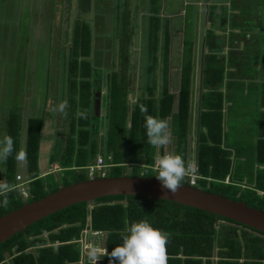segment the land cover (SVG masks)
<instances>
[{
  "label": "trees",
  "instance_id": "trees-1",
  "mask_svg": "<svg viewBox=\"0 0 264 264\" xmlns=\"http://www.w3.org/2000/svg\"><path fill=\"white\" fill-rule=\"evenodd\" d=\"M238 6L240 11L228 13L224 9L218 18L214 15L215 6L209 12L208 26L199 46V95L192 144L195 61L192 37L183 39L178 89L174 91L170 75L173 31L166 24L160 42L159 8L152 11L150 23L153 20L158 23L148 42L150 61L145 73L151 75L145 76L137 93L132 90L126 72L127 44L121 46L126 57L122 67L100 74L92 58L90 23L76 19L67 53L68 122L64 145L57 157L64 169L60 185L49 186L40 171L46 116H29L24 129L29 196L21 194L16 175L22 114L10 109L5 119L3 148L10 147V151L2 157L6 188L0 193V215L42 198L62 185L88 179L87 166L99 155L112 157L104 176L156 177L155 163L160 155L168 151L179 154L186 166L191 150L201 175L194 186L264 210V0H232L230 8ZM159 53L164 64L162 80L158 81L157 73L152 71L158 66ZM249 70L254 73L252 78H258L254 83L245 81L249 79L246 74ZM101 92L104 112L98 116L95 101L100 99ZM131 92L133 100L129 98ZM244 92L253 95L261 108L257 134L248 144L228 145L225 112ZM149 116L168 122L170 142L149 143L144 126ZM141 167L147 173L139 174ZM129 168L133 172L128 173ZM180 183L190 184L189 178L184 175ZM88 217L92 228L105 232L108 252L122 242L121 236L132 222L143 219L165 234L167 264H264V231L210 210L140 194L105 195L55 211L0 242V264H93L87 254L82 258L77 242ZM110 259L115 258L106 253L102 264H109Z\"/></svg>",
  "mask_w": 264,
  "mask_h": 264
},
{
  "label": "rangeland",
  "instance_id": "rangeland-1",
  "mask_svg": "<svg viewBox=\"0 0 264 264\" xmlns=\"http://www.w3.org/2000/svg\"><path fill=\"white\" fill-rule=\"evenodd\" d=\"M62 1L69 3L68 8L62 4ZM162 1L164 0H55L54 3H51L52 6L54 5L55 10L53 11L59 9L55 13V27L45 29L40 39L29 38V41L25 39L20 44L21 46L19 45L22 51L34 49L32 52L35 53L33 54L35 59L25 61L24 56L19 52L18 59L5 61V65L7 66L5 71L8 76L7 80L4 77L8 83V97L6 98L10 104V109L21 112L23 123L27 120L28 116H46L44 134H42L40 144L42 158L40 171L43 173L42 175L45 177L46 182L49 183V186H53L55 183L60 185L59 179L61 180L64 173L63 168L58 171V174L49 171V168L53 158L57 161L59 160L57 157L64 145L67 130L68 104L65 95L66 66L69 58L67 53L72 41L76 19H84L90 23L92 31V58L100 74H105L106 71L113 68L119 69L122 67V63H124L126 57H123L121 46L124 43L125 45L127 44L129 64L126 72L130 78L132 90L139 93V86L144 83L147 76L151 75L148 72L145 73V66L150 61L148 42L150 34L157 29L155 24L158 23H155V20H153V23H150V20H152L150 18L151 9L159 8L160 10V6L163 5L165 14L162 13L161 15L159 13L160 21L157 35L159 41L162 42L165 25H169L170 30H173L170 75L171 89L174 91L178 89L183 39L184 37L189 39L192 37L193 41H195L193 102L190 127V140L191 144L193 143L192 139L196 135V100L199 95V51L201 50V48L199 50L201 40L197 44L196 37L199 31L200 39L203 37L204 21L201 19L199 27V22H197L196 26L193 17L194 5L190 3L192 0H165L167 2L165 4H162ZM228 1L214 0L218 4L217 9H215L216 11H214V15L217 18L219 17V11L228 10L225 7V3ZM58 2L62 6L58 5ZM240 7L238 6L237 12L240 11ZM183 8L186 9L185 13L182 12V14ZM211 10L213 9L211 8ZM150 25L154 26L151 27ZM158 55V66L152 72L157 73L159 81L162 80L161 75L164 60L162 59V53ZM246 74L249 75V79L245 80L246 82L252 81L254 83V81L258 80L256 77L252 78L254 77L253 71H246ZM30 89L32 92L29 91ZM102 90L105 91V88L102 87ZM254 94H257L256 91ZM99 95L100 99L95 101V111L98 116L104 112L102 92ZM129 98L130 100L134 99L133 92L129 94ZM236 102L235 105H232L231 109L225 112L224 131L226 134V144L228 145L238 142L248 144L255 138L258 130L261 108L254 101L253 95L250 96L248 92H244L240 97L236 98ZM237 106L240 108L238 109ZM0 125V149H2L6 125L5 122ZM170 137L171 132L169 131V142ZM23 157H25L24 128L22 129L18 163L22 161ZM259 167L261 166L259 165ZM18 168L21 170L22 168L25 169V165L18 166ZM3 170L4 165L2 164V159H0V176L2 175V177ZM127 172L131 173L133 169L129 168ZM138 173L145 174L147 172L145 168L141 167ZM23 180H26V177Z\"/></svg>",
  "mask_w": 264,
  "mask_h": 264
},
{
  "label": "water",
  "instance_id": "water-1",
  "mask_svg": "<svg viewBox=\"0 0 264 264\" xmlns=\"http://www.w3.org/2000/svg\"><path fill=\"white\" fill-rule=\"evenodd\" d=\"M112 194H140L170 199L213 211L264 231V210L250 206L245 201L231 199L191 184L180 183L173 192L162 187L156 177L121 175L91 177L62 185L42 198L25 202L0 215V242L64 207L81 201L92 202L97 197Z\"/></svg>",
  "mask_w": 264,
  "mask_h": 264
},
{
  "label": "crops",
  "instance_id": "crops-1",
  "mask_svg": "<svg viewBox=\"0 0 264 264\" xmlns=\"http://www.w3.org/2000/svg\"><path fill=\"white\" fill-rule=\"evenodd\" d=\"M54 1L55 0H0V124L5 122L7 114L11 108L9 102L7 101L8 99L6 98L8 97L7 94L8 83L7 81H5V78L7 80L8 76L5 71L7 67L5 65V61L7 60L14 61L18 59V55L20 54L24 56L25 61L27 60L30 61V59H35L33 55L35 53L32 52L34 51V49H31V51H22L19 45L22 42H24L25 39L27 41H29V38L40 39L41 36L44 34L45 29L55 27L54 24L55 13H57L59 9L53 11L55 9H54V5L52 6L51 3H54ZM231 2L232 0L225 3V6L228 8V13L237 12L238 8L235 9L230 8ZM165 3H167L165 0L162 1V4ZM190 3L194 5L193 17L196 22V26H197V22H199L198 24L199 27V25L201 24L200 21L201 19H203L204 21L203 27L206 28L208 26L209 12L213 6H215V9H217L218 4H216L214 0H192ZM57 4L62 6L60 2H58ZM62 4L67 6L68 8V4H69L68 2L62 1ZM185 9L186 8H183L181 13L182 12L185 13ZM152 11H154V8L151 9V12ZM220 12L222 11H219V13ZM159 13L161 15L162 13L165 14L163 5L160 6ZM199 35H200V31L198 32V36L196 35L197 44H199L200 40H202L203 38L202 37L200 39ZM29 91L32 92L31 89ZM25 125H26V121L23 123V117H22V129L23 128L25 129ZM42 134H44V130ZM0 159H2V157ZM41 159L42 158L40 154L39 165ZM55 162L57 163V160L53 158L51 164ZM22 165H25V169L22 168L21 170L18 168V166H22ZM58 171H53V172L58 174ZM17 173H21L23 177H25L26 175L25 157H23L22 161L17 163ZM41 174L43 173L41 172ZM2 183H4V180L1 175L0 193L3 192V188L1 186Z\"/></svg>",
  "mask_w": 264,
  "mask_h": 264
},
{
  "label": "clouds",
  "instance_id": "clouds-1",
  "mask_svg": "<svg viewBox=\"0 0 264 264\" xmlns=\"http://www.w3.org/2000/svg\"><path fill=\"white\" fill-rule=\"evenodd\" d=\"M144 126L149 143L164 145L169 142V125L165 119L149 116L145 119ZM9 151L10 147L0 149V157H6ZM155 167V176L161 186L175 192L185 174V161L182 156L162 154L156 159ZM121 240V243L107 252L110 258H115L110 259L109 264H167L166 236L149 221L142 219L132 222L122 234ZM92 256L95 262L102 255L93 252Z\"/></svg>",
  "mask_w": 264,
  "mask_h": 264
},
{
  "label": "built area",
  "instance_id": "built-area-1",
  "mask_svg": "<svg viewBox=\"0 0 264 264\" xmlns=\"http://www.w3.org/2000/svg\"><path fill=\"white\" fill-rule=\"evenodd\" d=\"M171 153V152H166ZM111 155H109L107 158H105L102 155H99L94 163H91L88 165V174L90 177H94L96 174H101L102 176L105 175V168L111 164ZM60 166L58 163H52L49 171H58L60 170ZM190 181V184L194 185L197 183L198 179L201 177L199 173V168L197 165V162L194 158V152L191 150L189 158L187 160L186 166H185V174ZM17 180L19 181L16 185L19 187L21 194L23 197L27 198L29 196V186L27 185V180H23L24 177L21 173H17L16 175ZM226 180H229V177H226ZM2 188L5 189L6 185L5 183L1 184ZM105 232L103 230L94 229L91 227V218L88 217L87 223L84 227V229L81 232V235L79 239H77V242L81 246L82 250V258L83 255L87 254L89 261L93 262V264H102L104 255L108 252L105 245ZM75 241V240H72ZM58 243V242H57ZM95 252L100 256L95 262L92 256V253ZM82 262V261H81Z\"/></svg>",
  "mask_w": 264,
  "mask_h": 264
}]
</instances>
